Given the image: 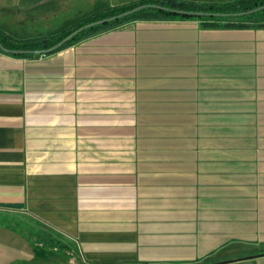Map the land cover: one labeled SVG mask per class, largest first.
Returning a JSON list of instances; mask_svg holds the SVG:
<instances>
[{
  "label": "crops",
  "instance_id": "1",
  "mask_svg": "<svg viewBox=\"0 0 264 264\" xmlns=\"http://www.w3.org/2000/svg\"><path fill=\"white\" fill-rule=\"evenodd\" d=\"M131 1L0 0V31ZM0 264H264V27L133 21L0 54Z\"/></svg>",
  "mask_w": 264,
  "mask_h": 264
},
{
  "label": "trees",
  "instance_id": "2",
  "mask_svg": "<svg viewBox=\"0 0 264 264\" xmlns=\"http://www.w3.org/2000/svg\"><path fill=\"white\" fill-rule=\"evenodd\" d=\"M152 4L168 10H181L189 12H199L204 14H216L218 16H179L173 15L165 11L154 9H142L128 16L106 22L104 24L92 26L84 29L67 40L62 46L48 54L40 53H22L39 52L53 46L61 39L66 37L76 28L100 21L103 19L111 18L119 15L125 11H128L134 7ZM264 0H233L225 3H201L182 0H135L120 4L117 6L107 7L79 20L72 26L64 29L63 31L48 37L30 38V39H13L0 31V47L9 51L10 53L0 54L26 59H36L41 56H47L63 50L72 44L87 38L91 35L106 31L124 23L133 21H184L195 20L200 23V27H228V28H262L264 27V9L260 11L252 12L251 14H243L249 10H254L257 7L263 6ZM233 14H239V16H232ZM227 15V16H221ZM14 52V53H11Z\"/></svg>",
  "mask_w": 264,
  "mask_h": 264
},
{
  "label": "water",
  "instance_id": "3",
  "mask_svg": "<svg viewBox=\"0 0 264 264\" xmlns=\"http://www.w3.org/2000/svg\"><path fill=\"white\" fill-rule=\"evenodd\" d=\"M142 9H154V10L165 11V12H168V13L173 14V15L190 16V17H196V18L200 17V16H218L216 14H204V13H199V12H189V11L187 12V11H181V10H168L167 11L166 9H164L162 7H159V6H156V5L145 4V5H140V6L134 7L132 9L128 10V11L120 13L119 15L113 16L111 18L103 19V20H100V21H96V22H93V23H89V24L80 26V27L76 28L75 30H73L71 33H69L66 37L61 39L59 42H57L53 46L49 47L48 49H45V50H42V51H39V52H28V51H25V52H22V53H25V54H27V53L48 54V53L56 50L60 46H62L67 40H69L74 35H76L77 33H79L80 31H82L84 29L90 28L92 26L104 24L106 22H110V21H113V20L128 16V15L133 14V13L139 11V10H142ZM263 9H264V5L260 6V7H257L254 10H249V11L243 13V14H251L252 12L260 11V10H263ZM221 16H227V15H221ZM232 16H239V14H233ZM0 51H2L3 53H10L9 51H7V50H5V49H3L1 47H0ZM11 53H14V52H11Z\"/></svg>",
  "mask_w": 264,
  "mask_h": 264
},
{
  "label": "rangeland",
  "instance_id": "4",
  "mask_svg": "<svg viewBox=\"0 0 264 264\" xmlns=\"http://www.w3.org/2000/svg\"><path fill=\"white\" fill-rule=\"evenodd\" d=\"M24 224V223H23ZM22 224V225H23ZM25 226H26V229H29V231H31L32 233H34V231H38L39 232V235L41 234V235H47V233H45V232H43L42 230H37V228H36V226H33V225H29V224H25ZM58 249V248H57Z\"/></svg>",
  "mask_w": 264,
  "mask_h": 264
}]
</instances>
